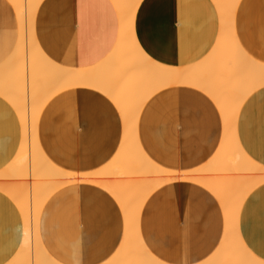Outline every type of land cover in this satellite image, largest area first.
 <instances>
[{"label": "crops", "instance_id": "obj_1", "mask_svg": "<svg viewBox=\"0 0 264 264\" xmlns=\"http://www.w3.org/2000/svg\"><path fill=\"white\" fill-rule=\"evenodd\" d=\"M133 24L140 49L151 60L175 68L205 60L219 33L212 0H140ZM34 27L39 46L52 61L90 68L102 63L113 50L119 19L111 0H43ZM234 31L244 51L264 63V0H239ZM17 38L16 12L8 0H0V65ZM37 122L38 143L46 156L76 173L103 167L122 140L120 112L104 92L91 85L52 96ZM222 130L221 114L212 98L185 84L154 92L143 103L136 122L144 153L158 165L176 171L208 163L220 145ZM21 134L16 111L0 96V171L17 152ZM235 134L242 150L264 165V85L241 103ZM237 226L244 245L264 260V182L244 197ZM138 230L145 247L161 261L202 264L221 242L224 215L207 188L191 180H174L147 196ZM22 231L19 209L0 192V264L13 258ZM103 231L110 238L104 242ZM38 232L47 252L62 264H103L121 244L124 218L108 191L95 183L78 181L63 185L46 199Z\"/></svg>", "mask_w": 264, "mask_h": 264}, {"label": "bare ground", "instance_id": "obj_2", "mask_svg": "<svg viewBox=\"0 0 264 264\" xmlns=\"http://www.w3.org/2000/svg\"><path fill=\"white\" fill-rule=\"evenodd\" d=\"M8 1L16 12L18 38L0 65V96L16 111L22 138L14 157L0 171V192L19 209L23 235L13 258L6 264H62L47 252L40 240L39 215L55 190L78 181L104 188L123 213L121 244L103 264H170L154 257L145 247L138 220L147 196L174 180H191L204 186L221 205L223 236L214 253L202 264H264L244 245L237 226L244 197L264 182V165L242 150L235 134L241 103L254 89L264 85V63L248 55L235 35L234 15L239 0H212L219 17L215 47L199 64L183 68L151 60L136 43L133 22L140 0H111L119 19L118 39L106 59L90 68L66 67L45 55L34 27L35 14L43 0ZM179 84L205 91L219 109L223 122L220 145L214 156L205 165L188 171L167 169L152 161L141 149L136 135L143 103L159 89ZM81 85H91L104 92L116 105L123 125L121 144L115 155L103 167L89 173L57 166L43 152L37 139V119L43 105L55 94ZM105 233L103 242L108 237Z\"/></svg>", "mask_w": 264, "mask_h": 264}, {"label": "rangeland", "instance_id": "obj_3", "mask_svg": "<svg viewBox=\"0 0 264 264\" xmlns=\"http://www.w3.org/2000/svg\"><path fill=\"white\" fill-rule=\"evenodd\" d=\"M31 180V179H30Z\"/></svg>", "mask_w": 264, "mask_h": 264}]
</instances>
